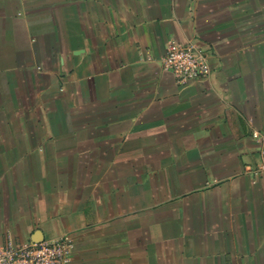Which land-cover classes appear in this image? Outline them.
<instances>
[{"label": "crops", "instance_id": "obj_1", "mask_svg": "<svg viewBox=\"0 0 264 264\" xmlns=\"http://www.w3.org/2000/svg\"><path fill=\"white\" fill-rule=\"evenodd\" d=\"M25 4L0 0V78L38 86L0 83V245L39 230L72 236L68 264H264V0ZM172 40L207 78L175 83Z\"/></svg>", "mask_w": 264, "mask_h": 264}, {"label": "built area", "instance_id": "obj_2", "mask_svg": "<svg viewBox=\"0 0 264 264\" xmlns=\"http://www.w3.org/2000/svg\"><path fill=\"white\" fill-rule=\"evenodd\" d=\"M164 70L171 72L179 86L204 80L210 74V65L193 42L170 41L162 59ZM252 137L259 144V162L252 168L253 178L264 182V130L253 129ZM74 249L71 235L64 234L55 239H44L38 243L17 241L7 235L0 245V264H68Z\"/></svg>", "mask_w": 264, "mask_h": 264}, {"label": "rangeland", "instance_id": "obj_3", "mask_svg": "<svg viewBox=\"0 0 264 264\" xmlns=\"http://www.w3.org/2000/svg\"><path fill=\"white\" fill-rule=\"evenodd\" d=\"M61 2L62 0H24V4L28 5L26 6L27 8H61ZM60 5V6H59ZM39 64L37 66H34L36 68V70H41L42 66L41 64H47L46 62H38ZM8 64H10V67H14L15 63L9 62ZM17 67H19V65H17ZM16 66L14 68H17ZM20 68V67H19ZM18 73V72H17ZM31 70L30 69H26L25 73L22 76H16L13 75L11 76H7V77H1L0 78V83L2 84H21L24 87L25 92H23V97L24 99H28V97H30V91L32 89V87H34L33 85L36 84V78L34 76H32L31 74ZM20 74V73H19ZM39 83H41V81L39 80ZM35 87L37 88V84L35 85ZM34 87V88H35ZM27 97V98H26Z\"/></svg>", "mask_w": 264, "mask_h": 264}, {"label": "water", "instance_id": "obj_4", "mask_svg": "<svg viewBox=\"0 0 264 264\" xmlns=\"http://www.w3.org/2000/svg\"><path fill=\"white\" fill-rule=\"evenodd\" d=\"M30 240H31V242H34V243H38V242L42 241L43 240V234H42V232H40L39 230H36L32 234Z\"/></svg>", "mask_w": 264, "mask_h": 264}]
</instances>
